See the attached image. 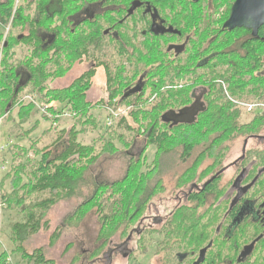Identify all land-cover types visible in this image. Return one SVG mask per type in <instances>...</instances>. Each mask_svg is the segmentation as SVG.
Instances as JSON below:
<instances>
[{"label": "trees", "instance_id": "obj_1", "mask_svg": "<svg viewBox=\"0 0 264 264\" xmlns=\"http://www.w3.org/2000/svg\"><path fill=\"white\" fill-rule=\"evenodd\" d=\"M231 1L210 0L216 9L227 5L229 10ZM134 2L146 0H20L18 4L17 0H0V26L6 31L12 23L6 37L0 34V117L12 118L16 109L19 116L35 110L38 113L34 103H24L31 96L43 104L56 103L58 113L52 108L48 111L52 117L42 114L55 126L67 113L73 120L71 130H61L58 138H67L64 152L53 159L50 147L39 151L41 157L39 163L31 165V177L27 171L30 161L22 157L36 141L31 139L28 147L9 142V152L16 148L18 153L12 154L13 171L10 170L16 175L10 179L7 172L2 178V183L11 184L10 191L2 188V201L5 208L23 216L22 222L11 227L15 251L29 264H54L46 258L44 249L29 253L24 245L49 227L47 211L57 204L59 195H73L78 185L88 184V169L105 154L106 150L95 152L97 141L88 145L79 140L83 128L77 130V125L90 124L101 131L99 138L107 137L104 148L115 150V141L124 142L115 129L137 132L128 148L140 137L145 148L138 161L132 158L122 181L95 183L89 203L97 210L101 229L96 247L85 252L89 264L101 257L104 249L110 250L114 245L127 247L135 234V247L124 253L129 259L135 253L147 254L154 244L157 256L162 255V264H264V228L247 218L236 231L234 226L229 229L240 207L230 210V197L225 198L227 187L233 185L236 176L224 181L225 160L236 142L243 140L245 145L250 139L260 138L264 130V109L249 115L239 105L264 104V27L257 37L243 28L229 31L224 28L228 15L212 20L201 13L200 17L192 15L190 7L182 6L181 0H152L157 9H168L173 14L175 24L185 23L193 28L180 34L189 38V45L185 54L175 58L167 46L176 43L173 37L177 34L165 38L131 28V24L139 23L133 20L140 10L130 19L125 17ZM96 3L112 9L93 12L78 23L82 8ZM16 28H21L17 35ZM22 46L29 48L31 56L27 54L18 65L15 50L21 52ZM85 60L93 66L69 88L48 87L49 81L69 72L74 62ZM21 67L29 74L25 84L18 71ZM101 68L107 79V98L93 104L87 94ZM99 108L127 110L116 126L107 124L104 129L100 118L92 113ZM110 117L117 120L112 114ZM12 122L15 130L17 121L13 118ZM10 134L30 137L16 135L11 129ZM150 146L157 148L155 161L150 169L140 170L144 152ZM244 153L235 161L239 163V167L234 164L238 168L236 175L241 168H249L252 173L244 185L252 178L259 179L253 197L262 205L264 147L246 149ZM18 161L22 162L17 166ZM259 171L263 172L261 176ZM177 192L183 204L163 223L156 219L148 228H140L154 201L164 193ZM155 225L161 226L156 229ZM259 236L263 238L252 255L239 262L244 247ZM116 237L122 244H114ZM154 237L158 238L156 243ZM15 251H2L0 264H12Z\"/></svg>", "mask_w": 264, "mask_h": 264}, {"label": "rangeland", "instance_id": "obj_2", "mask_svg": "<svg viewBox=\"0 0 264 264\" xmlns=\"http://www.w3.org/2000/svg\"><path fill=\"white\" fill-rule=\"evenodd\" d=\"M16 30L17 31L14 32L15 35H17L16 33L20 32L21 28H16ZM5 32L6 31L4 30V28L0 26V34H6ZM18 50L19 49L15 50L14 60L16 62L18 61L19 65V62L25 61V56L30 53L29 48L27 47L22 46L21 52ZM30 56L31 54L29 55V57ZM92 66L93 63L86 60L83 62L76 61L72 64V68L69 72L59 78L52 79L47 83V85L53 90L67 89L71 86L75 79L88 71ZM18 71L21 74L22 84H25L29 77L28 72L23 67H21ZM106 84L107 79L103 68L98 69L97 75L93 81L92 89L87 94L88 101L96 104L100 100L107 98ZM24 100L26 104L31 102L30 99ZM35 100L38 101L39 104L40 101L37 99ZM42 103L43 102H41L40 104ZM126 110L127 108H120L117 111L113 112L111 110L109 111L107 109L99 108L93 110L92 113L100 118L101 127L105 129V127L107 126V119L110 114L116 115L117 120H115L116 122L114 121V124L116 126L119 119L126 113ZM23 112L25 111L23 110ZM18 113L19 110L16 109L12 118H7L5 116L2 118L0 117V120H2V125L0 128L1 147H7L5 151H2L0 153V164L6 166V171L1 174V179L7 172L9 173L12 169L11 165L14 156H12V154H16V156L18 154L15 153L16 148L13 149L11 153L9 152L10 140L12 141L13 145L24 147L29 146V142L31 139L36 141L33 143V146L30 147V150L28 151L29 153L26 152V155H23L22 157L23 159H27L28 162L30 161L27 167L29 177L32 176L34 171L31 169V165H36V163H39L38 161L41 157L39 155V151H41L43 148L50 147L52 158L55 159L64 152L68 144L67 138H63L60 140H58V138L60 136L61 130H71L73 123L71 121L73 120H69L70 117H67V119L64 117L62 121H60V123L55 126V124H52L51 121L43 119L41 111H38L37 113V111L35 110L30 114L26 112L24 116H19ZM13 118H15V120L17 121V128L19 129H13ZM7 120L11 121L8 122L7 125H3ZM21 121H24V123H22ZM53 126H55V128ZM78 128H80L79 130L83 128L79 135V140L81 142L91 145L93 141H97L96 144H94L96 148L95 152H97L98 154L100 152H103V150H106V152L98 159L95 164L91 165V167L88 169L87 176H91L89 177V179H87L88 184L85 187L84 184L80 186L78 185L73 195L67 197L64 195H59L57 204L52 206L47 211L46 221L49 224V227L33 236L24 245L27 249V252L29 253H33L36 249L39 248L44 249L46 258L53 261L54 264H89V256L86 255L85 252L88 250L91 251L96 247V238L101 229V223L99 222L97 210L93 208L92 204L89 203L91 195L95 193V183L101 185L122 181L125 178L132 158H134L135 161H138L141 157V153L145 148V142L142 137L138 138L131 148H128V146L131 145L133 138L138 136L137 132L130 134L126 130L115 129L116 134L120 135L121 141L124 142L119 143V141H115V150H109L108 148H104V141L106 140L104 138L107 137H104L102 135L99 138V134H102L100 130L97 131L90 124H86L84 125V127L77 125V130ZM10 129L11 132H15L16 135H26L30 137H13L10 134ZM262 134L264 136V130L262 131ZM34 144L37 145L34 146ZM263 145L264 140H251L249 148H255ZM243 148H247L245 145H243V140L237 141L235 146H233L231 153L227 155V158L225 160V168H227V170L224 175V181H227L236 176L237 167L234 168V162L242 156ZM156 153L157 148L155 146H150L144 152V156L141 160L142 163L139 169H142L143 171H145L146 169H150L155 161ZM4 162L6 164H4ZM20 162L22 161L17 162V166L20 164ZM12 171L10 172V174H8L9 176H11L10 179H13L12 177L16 175V173L13 174ZM25 181L28 182L27 179H25ZM2 188H5L6 191H10V181L3 182ZM232 193H234V191L230 185L227 187V194L225 195V198L230 197L229 199L230 201H232L234 199V194ZM177 195H180V193H164L158 200L154 201V203L151 205L152 207L150 206V210H147V214L144 218L147 220H144L145 222L142 223L143 225H141L140 228H148V225H150L151 222L156 219L158 220V223L160 221H162L163 223L166 217L170 215L176 207L183 204L179 203L176 200ZM44 198L46 197L44 196ZM22 221L23 216L21 213L17 212V210H9L8 206L7 208H5V210H3L0 218V254L5 250L10 253L15 251L16 246L13 242L11 227L12 224ZM160 226L161 225H155L154 227L158 229L160 228ZM146 238H149V235H146ZM137 239L138 236L135 234L133 238L130 239L129 245L127 247L122 246L120 248V246L114 245L110 250L104 249L103 253H105H102L101 257L92 260L91 264H162V261L159 258L162 255L157 256V251L154 244H152V246L149 248L147 254L135 253L136 255L133 256V258H127L125 254H127L130 248L133 249L135 247V242ZM156 239L158 238L154 237L153 243H156ZM114 244H122V242H120L116 237L114 238ZM123 249H125L124 252ZM172 255L174 256V254ZM12 264L29 263L27 262V260H24L22 258L21 253L15 251L14 255L12 256ZM172 264H176L175 261Z\"/></svg>", "mask_w": 264, "mask_h": 264}, {"label": "flooded vegetation", "instance_id": "obj_3", "mask_svg": "<svg viewBox=\"0 0 264 264\" xmlns=\"http://www.w3.org/2000/svg\"><path fill=\"white\" fill-rule=\"evenodd\" d=\"M181 1H183L182 6H189L190 7L189 9L192 12V15H196L197 17H200L199 13H201L202 15L204 14L203 15L204 18L205 17H207V18L211 17L212 20H219L222 17H225L226 15H228V17L230 18L233 5L236 2V0L231 1L232 6L229 10L227 5L222 6V7L218 6L217 8H219V9H216L215 5L211 4L210 0H181ZM182 6H181V8H182ZM139 7H140V9H139ZM108 9H112V8L111 7L102 8L101 3H96L93 5H86L82 8V10L80 11V14L78 15V23H81L85 20V18L90 17L93 12L96 13V12H102L103 11V13H104ZM139 10H140V13L133 20V21H139V23L137 26L131 24L132 29H135L136 31H139L142 33L149 32L153 35L163 36L165 38H168V36H174V34H177L173 37V39L176 40V43H171L167 46L168 52L170 54H174L175 58L180 57L183 54H185V52L187 50V46L189 45V41H188L189 38L187 36L182 38L180 36V34L182 32H185L186 30H191V29L193 30V28L186 26L185 23L180 24V25L175 24L174 20H173V17H174L173 14L170 13V11L168 9H166V10L157 9L152 4V0H146V2H144V3L143 2H134L131 5V7L127 10L125 17L127 19H130L132 16L136 15V13ZM213 10H214V12H212ZM211 12H212V15H210ZM229 18H228V20H229ZM226 22H225V24H226ZM129 23H132V20H129ZM225 24H224V28H226ZM202 29H205V28L202 27ZM243 29H245V28H243ZM246 30H248V29H246ZM260 30H259V32H260ZM248 31H250L254 37H257L259 34V32H258V34L255 35L253 33V31H251V30H248ZM178 41H179V43H178ZM235 103H237V102L235 101ZM239 105L246 112V114H249V115L252 114L253 112H256V110H261V108L264 109V104H260L258 102L239 103ZM251 140H264V136L262 134L260 138H253V139H250V141ZM250 141L245 142V146L247 148H243L242 157H244V154H245L244 152H246V149H250V150L251 149H261L264 147V145H263V146H259V147H255V148H249ZM234 164L236 166L238 165V167H239V163L234 162ZM248 169H242L241 168L240 172H238V174L234 178V183L231 186L233 191H234V193H232V194H234V199L232 201H230V203H229L230 204V206H229L230 210L235 209L237 207H240L239 214L234 218V222H233L234 225L230 224V226H229V229H232L234 226V231H236L239 228V226H241L247 218L252 223L259 224L264 228V202L262 203V205H259L260 202L257 200H254V197H253V196H255V195H253V193H254L253 188L256 185V181H259V179L257 180V179L252 178V180L248 184L244 185V183H243V181L246 178H248L249 174L252 173V171L248 172ZM258 173L260 176L263 174L262 171H259ZM260 181L264 182V176L261 177ZM232 194H229V195H232ZM250 197H252L253 199L250 200ZM176 200L179 203L184 202L181 194L177 195ZM259 237H261V239L263 238V236H259ZM257 243L255 244V246L257 245ZM249 245H247V246H249ZM247 246H245V247H247ZM255 246H254V249H255ZM245 247H244V249H245ZM254 249H253V251H254ZM243 250H242V252H243ZM253 251H252V253H253ZM241 253H240V255H241ZM252 253H251V255H252ZM240 255H239V258H240ZM239 258H238L239 262H245L248 259L247 258L244 261H240Z\"/></svg>", "mask_w": 264, "mask_h": 264}, {"label": "water", "instance_id": "obj_4", "mask_svg": "<svg viewBox=\"0 0 264 264\" xmlns=\"http://www.w3.org/2000/svg\"><path fill=\"white\" fill-rule=\"evenodd\" d=\"M263 26L264 0H236L230 18L225 24V27L230 31L245 28L253 31L255 35L258 34ZM260 239L261 237L245 247L240 255V261H244L251 255L255 244Z\"/></svg>", "mask_w": 264, "mask_h": 264}, {"label": "built area", "instance_id": "obj_5", "mask_svg": "<svg viewBox=\"0 0 264 264\" xmlns=\"http://www.w3.org/2000/svg\"><path fill=\"white\" fill-rule=\"evenodd\" d=\"M19 1H20V0H17V4L19 3ZM11 24H12V23L10 22L8 28L6 29L5 37L7 36L8 32H9V30H10ZM0 69H1V59H0ZM25 99H30V101H31L32 103L35 104L36 109H38L39 111H41V113H42L43 115H45V116H50V117H52V115H51V114L49 115V112H48L49 109H52V108L56 111V113L59 112V110H58V108H57L55 102H52L51 104L47 105V104H43V103L40 104L41 101H40L39 104H38V101L35 100L36 98L31 97V96H28V97H26ZM24 103H26L25 100H24ZM64 117H70V114L67 113V114L64 115ZM112 117L117 118L116 115H114V114H112ZM107 124H108L109 126H112V125L114 124L113 118H111V117L108 118V120H107ZM1 125H2V120H0V128H1ZM0 141H1V138H0ZM6 149H7V147H1V142H0V153H1L2 151H5ZM5 171H6V166L0 164V218H1V214L3 213V210H4V208H5V205H4L3 201H2V184H1V183H2L1 174H2L3 172H5Z\"/></svg>", "mask_w": 264, "mask_h": 264}]
</instances>
